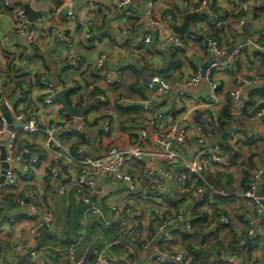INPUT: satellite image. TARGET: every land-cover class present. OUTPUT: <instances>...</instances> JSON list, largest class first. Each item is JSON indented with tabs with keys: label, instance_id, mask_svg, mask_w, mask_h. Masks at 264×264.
<instances>
[{
	"label": "clouds",
	"instance_id": "obj_1",
	"mask_svg": "<svg viewBox=\"0 0 264 264\" xmlns=\"http://www.w3.org/2000/svg\"><path fill=\"white\" fill-rule=\"evenodd\" d=\"M0 264H264V0H0Z\"/></svg>",
	"mask_w": 264,
	"mask_h": 264
}]
</instances>
